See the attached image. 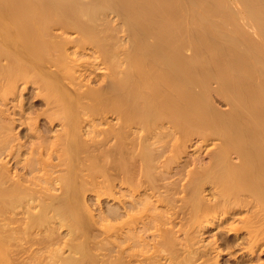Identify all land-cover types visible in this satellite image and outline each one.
I'll use <instances>...</instances> for the list:
<instances>
[{
	"label": "bare ground",
	"instance_id": "bare-ground-1",
	"mask_svg": "<svg viewBox=\"0 0 264 264\" xmlns=\"http://www.w3.org/2000/svg\"><path fill=\"white\" fill-rule=\"evenodd\" d=\"M113 17L119 24L112 22ZM56 27L62 30L61 38L54 36ZM69 31L76 35L71 37ZM117 31L124 32L126 35L122 36L126 37L117 41ZM69 44L76 46L75 51L86 47L94 50L108 70L105 71L106 88L103 84L104 88L100 87L104 90H97L96 85L93 90L86 87L89 89L86 93L85 88L80 90L82 81L80 84L75 73V68L80 66H75L77 59L70 55ZM48 64L61 69L62 78L51 71ZM58 75L63 83H59ZM29 81L34 84L40 81L37 86L44 91L46 107L54 108L53 112L48 109L51 113L46 110L47 120L54 124L60 117L62 129L59 134L56 132V141L51 142L52 138L48 141L45 134H38L36 118L33 116L34 122L22 110V125L26 124L36 137V141L23 148L24 143L14 142L17 138L11 134L15 110L9 115L10 119L8 112L0 109V264H156L161 260L159 256L166 258L167 264L194 261L220 264L217 257L226 253L235 256L234 264H253L260 251H264V0H0V96L15 97L21 85L26 88L25 83ZM65 81L66 84L70 81L75 88H70ZM212 96H220L226 110V106L220 109L223 105L218 108ZM10 110L13 112L8 107ZM109 112L116 114L120 124L117 133L114 130L117 144L110 143L118 145L119 151L117 156L111 154L114 159L109 175L112 177V173L118 171L122 174L119 178L122 198L116 196L123 208L121 214L111 207L110 215L114 219L120 215L124 218L119 221L121 225L118 221L115 223L116 220L106 223L115 253L101 260L99 253L92 251V240L87 237L90 230L86 236L82 231L85 219L80 213L84 210L78 211L79 197L88 185L80 181L84 180L83 175L94 178L104 170H99L98 158L94 161L90 154L85 155L92 138L98 134L90 135V142H86L80 128L83 123H89L93 133H104L106 139L113 136L112 132L109 135L112 126L107 129L100 126ZM97 119L101 123H96ZM137 131L144 134L139 133L137 137ZM131 133L134 142H130L135 143L137 150L132 146V155L136 153L137 158L128 153L137 161L131 159L130 166L128 147L125 148L123 142ZM210 134L218 137L220 143L208 151L209 162L188 170L190 176L181 178L182 183L176 184L179 187L176 190L172 176H169L170 184L161 185L165 191L171 186L176 193H189L186 197L177 196L185 207L181 211L183 220H178L176 211H179L175 209L181 207V210V203L176 208L172 206L176 203L169 205L171 197L167 200L165 195L168 192L164 191V197L161 195L164 192L160 193L163 187L159 184V190L157 185H152L155 174L152 171L158 169V162L163 163H160L162 168H169L170 157L179 155L187 145H193V135L201 138V142H197L200 144L206 142ZM98 139L105 140L95 137L93 143ZM109 140L106 142H111ZM166 144L171 147L167 149ZM167 150L171 152L170 157L165 153ZM24 152L28 155L20 157ZM232 154L238 162L232 160ZM14 160L19 165L11 162ZM134 174L152 182L143 181L146 184L143 187ZM55 180L62 189L59 195L49 193L48 184ZM177 180L174 179L179 183ZM108 182L113 184L110 178ZM206 183L212 186L210 195L204 198L200 194ZM109 187L108 184V189L112 188ZM114 189L113 185L111 192L114 193ZM188 221L191 224L186 226ZM56 224L68 226L71 232L82 228L84 238L81 235L74 240L75 231L68 239L71 241L64 242L62 247L60 242L59 246L49 244V248L45 245L48 242L42 241L39 247H34L36 238L39 239L35 235L54 231ZM207 224L209 228L222 227L229 231H218L221 241L217 246H212L213 242H210L211 247L209 243L198 244L196 232L204 231ZM170 229L185 233L179 243L175 240L178 245L171 241V235L169 238L168 233L173 231ZM117 234L121 238L117 239ZM115 238L119 241L117 245ZM171 245L179 247L181 252L184 249L185 253L177 258V254H171ZM64 247L68 250L66 256L62 255ZM212 249L216 250L213 256L209 255ZM34 251L39 252L38 255Z\"/></svg>",
	"mask_w": 264,
	"mask_h": 264
},
{
	"label": "rangeland",
	"instance_id": "rangeland-1",
	"mask_svg": "<svg viewBox=\"0 0 264 264\" xmlns=\"http://www.w3.org/2000/svg\"><path fill=\"white\" fill-rule=\"evenodd\" d=\"M112 19V18H111ZM114 19V20H113ZM113 19H112V22H114L115 24H119V23H116V20H115V17H113ZM56 29V30H55ZM54 29V36H56L55 38L57 39L58 37H60L61 38V29H58V27H56ZM59 31H58V30ZM61 30V31H60ZM118 32H120V33H118ZM56 33V34H55ZM68 33H70V36L71 37H73V36H75L76 35V33L74 34L73 32H72V34H71V31H69ZM68 33L66 34V33H64L66 36H69L68 35ZM124 32H121V31H117V35H116V37H117V41H121V39H123L124 37H126V36H122V34H123ZM74 34V35H73ZM125 34V33H124ZM123 34V35H124ZM73 35V36H72ZM126 35V34H125ZM62 36H64V35H62ZM69 36V37H70ZM123 37V38H122ZM70 45V44H69ZM73 44H71L70 45V49H69V51H71V49H72V51L70 52V55H73L74 56V58H75V56H76V58H75V60H76V64H75V66L76 67H79V68H75V73H76V75L78 76V78H77V80H79V82H80V80L82 81V85H81V89L80 90H82L83 91V89L82 88H85L84 89V91H85V93L86 92H88L89 91V89L91 88H95L96 86V89L98 88H102L103 86L105 87V85L104 84H106V72L108 71L107 70V68H104L105 66L101 63V61H99L98 59V57L95 55L96 53H94L93 51V49L92 48H90V47H86L87 48V50H86V48H82V49H78V51H75V50H73V49H76V46H74ZM85 49V50H84ZM82 50H84V51H82ZM92 50V51H91ZM74 51V54L72 53ZM84 52V53H83ZM87 52V53H86ZM89 52V53H88ZM72 53V54H71ZM76 53V54H75ZM92 55V56H90V55ZM85 55V56H84ZM93 55H94V57H93ZM82 56V57H81ZM90 56V57H89ZM73 58V59H74ZM91 58H93V59H91ZM96 58H97V60H96ZM71 59V58H70ZM85 61H84V60ZM90 59V60H89ZM68 60H69V58H68ZM87 60V61H86ZM89 60V61H88ZM94 62H93V61ZM97 62H96V61ZM70 62V61H69ZM77 62H79L80 63V65H79V63H77ZM83 62V63H82ZM95 63V64H94ZM99 65V66H98ZM102 65V66H101ZM87 66V67H86ZM48 67H49V69L51 70V71H55V73H56V75L57 74H59L60 75V77H61V74H60V72H61V69H57L55 66H53V65H50V64H48ZM84 67V68H83ZM96 67V68H95ZM101 67H103V68H101ZM53 68V69H52ZM89 69V70H88ZM59 71V73H58V71ZM83 70V71H82ZM84 70H85V72H84ZM88 70V71H87ZM95 70H97V71H95ZM107 70V71H106ZM91 71V72H90ZM106 71V72H105ZM78 72V73H77ZM93 72H95V74L93 73ZM92 76H91V75ZM59 75H58V80H59V83H61L62 82V80L61 79H59L60 77H59ZM82 75V76H81ZM88 75V76H87ZM101 75V76H100ZM94 76V77H93ZM62 78V77H61ZM81 78V79H80ZM84 78V79H83ZM89 78H91V79H89ZM83 79V80H82ZM103 79H104V81H103ZM61 80V81H60ZM94 80V81H93ZM66 81H68V79L66 80ZM66 81H65V84H66ZM84 81V82H83ZM29 82H32V81H29ZM29 82H27V84H29V85H27L26 83H25V87L26 88H24V84L23 85H21V91L22 92H20V89L18 90V92H17V94H16V98L15 97H13L11 94H8L7 96L9 97V99L7 98V96L5 97V96H0V109H2V108H4V112L6 113V111L8 112V113H6L7 114V116H8V118H10L9 117V115H13V113H14V110H15V114H14V118H15V121H14V123L16 124H12V125H14V127H13V133H12V131H11V134H15V136H14V138L16 137L17 138V140L15 141L14 140V142H19L20 140V142H22V143H24V147L23 148H26L27 146H30L31 144H32V142H34V141H36V137L34 136V135H32L31 133H30V129H29V127L26 125V124H23L22 125V121H20V120H22V118L20 117L21 115H23V114H21L23 111H24V115L25 116H29V117H32L33 118V120L35 119L36 121H38V122H36L35 120H34V122H36L35 124H37V123H39V124H37L36 126H37V128H38V134L40 133L41 135H43V136H45L46 138H47V140L49 141V140H51V139H49V138H52V140H51V142H54V141H56L55 139L57 138V136H56V132L59 134L61 131V129H62V126H61V118L60 117H58L59 119H57V120H55L54 121V124L53 123H50V122H48V120H47V115H45L47 112L48 113H51V112H53L54 111V108H52L53 110H50L51 108H47L46 107V105H47V98H44L45 96H43L42 95V93H44V91H40V89H39V87L37 86L39 83H40V81H38L37 83L38 84H34L33 82H32V84L31 83H29ZM100 82V83H99ZM63 83V82H62ZM70 83V81L66 84V85H68ZM89 83V84H88ZM98 83V84H97ZM80 84H81V82H80ZM84 84V85H83ZM86 84V85H85ZM91 84V85H90ZM101 84V85H100ZM102 84H103V86H102ZM61 85V84H60ZM71 87L70 88H72V87H74L75 88V86H72V83L71 84H69ZM74 85V84H73ZM94 85V87H92ZM96 85V86H95ZM99 86V87H98ZM23 87V88H22ZM69 87V86H68ZM86 87H90L89 89L87 88V90H86ZM103 87V88H104ZM100 88V89H101ZM106 88V87H105ZM38 89H39V93L37 92L38 91ZM97 89V90H98ZM37 90V91H36ZM93 90V89H92ZM102 90H104V89H101V91ZM20 92V94H18ZM70 92V91H69ZM72 92V91H71ZM39 94V95H38ZM3 97H5V99H7L6 101H5V99H3ZM12 98V99H11ZM18 98V99H17ZM212 98H213V96H212ZM219 99V101L218 100H216V99ZM4 100V102H1V101H3ZM11 99V100H10ZM45 99H46V101H45ZM221 97L220 96H214V98H213V102H216V106L219 108L220 107V105L222 106V107H220V109L222 108L223 109V107L224 106H226V104H224L223 103V101H221ZM13 100V101H12ZM215 100V101H214ZM223 100V99H222ZM6 102V103H5ZM8 102V103H7ZM15 102V103H14ZM46 102V103H45ZM21 103V104H20ZM4 104V105H3ZM6 104V105H5ZM9 104V109H14L13 110V112L10 110V111H8V107H7V105ZM15 104V105H14ZM20 104V105H19ZM13 105V106H12ZM5 106V107H4ZM15 106H16V108H15ZM12 107V108H11ZM7 108V110H5ZM20 108V109H19ZM225 108V110H226V108H227V106L226 107H224ZM51 111H49V110ZM105 109V108H104ZM20 110V111H19ZM23 110V111H22ZM46 110H47V112H46ZM99 110H101V109H99ZM2 111H3V109H2ZM2 111H0V112H2ZM30 111H31V113H30ZM39 111V112H38ZM42 111L44 112L43 114L44 115H41L42 114ZM11 112V113H10ZM17 112V113H16ZM40 113L41 112V114H38V113ZM37 113V114H36ZM2 114V113H1ZM1 114H0V116H1ZM108 115V117H105V119L107 118V120H102L101 122H100V120L98 121V119H97V121H96V123L98 122H100L101 124H100V126L103 128V127H105L106 129L107 128H112L113 127V129L111 130V131H109V135L111 134L110 132H112L113 133V136L112 135H110V137L109 138H107L106 139V136L104 135V133H103V135L101 134V135H99V132H96V131H94V133H93V131H90L91 130V128H90V126H89V123H83V125H82V128L84 127V129H82V128H80V130L82 131V133H83V135L85 136V137H83L82 139L84 140V141H86V142H90V140H91V138H92V136H91V138H90V135H93V137L96 135V133L98 134V135H96L95 137H97V138H101V140H102V138H104L105 140H103V141H105V144L103 143V141H99L100 139H98V142L96 141L95 143H93L95 140H94V138H92V140H91V146L87 149L88 151H85V152H83L82 154H84L85 153V155L86 156H89L88 154H90L92 157H93V159H94V161H95V159H97L98 160V162H97V160H96V162L100 165V167H99V170H104V172L103 171H100V175L98 174V175H96L94 178H92L91 176H89V177H87L88 175H83V176H85L83 179L84 180H80V181H84V183H85V181H86V183L88 184L86 187L84 186V190H82V194L83 195H81L80 197L81 198H83V201H82V199L79 197V200H80V202H79V213L82 211V210H84V211H82L81 213H80V215L82 216V214H84L83 215V219H85L86 220V222H85V220H84V222L86 223H84L83 222V227L82 228H84L83 230H82V228L80 229L79 228V230H75L74 232L75 233H77V234H75L74 232H71L70 230V228L68 227V226H65V225H62L61 224V226L59 225V226H57L58 224H56L55 225V229H54V231H43L42 233H44L43 235H45V233L46 234H48V235H45V236H43L42 235V233L38 236V234H34L35 235V237H38L39 239H37L36 238V242L37 243H35V245L33 244V246L34 247H39V242L40 241H42V242H48V243H45V245H48L49 246V248L51 247V246H59V243H60V245H61V247H62V245L64 246V242H65V244H67V241H71V240H68V239H70L72 236H74V234H75V237H72V238H74V240H75V238H76V240H78L77 238L78 237H81V235L83 236L82 237V239L84 238V235L88 232V230H90V233L88 232V234H90V235H88L87 234V237H88V239L89 240H92V241H90V243L92 244V251L94 250V253H95V251H96V255H97V253H99L98 254V256L101 258V260H106L108 257H109V254L111 253L112 255H114V253H115V251H113V248H112V245H111V241L113 240L112 239V237H110V235H109V231H108V225L109 224H106V223H110V220H113V221H111V222H114V220H116L115 221V223L117 222V223H119V221L120 220H122V218H124V216L123 215H120L119 217H121V218H119L118 217V219L116 218V219H114V218H112L111 217V215H110V211H111V209L113 208V209H115V210H117L119 213H121L122 214V212H123V208H122V202L121 201H119V199L120 198H122V196H121V185H120V179L119 178H121V173L120 174H118V172L116 173V174H113L112 173V177L109 175V171H110V165H111V162H112V160L114 159V155H116L117 156V153H118V151L119 150H117V149H119V147H118V145H116L117 143V141H118V139L116 138L115 139V134L117 133V129H118V126L120 125L119 124V121L116 119V114H113V113H107ZM32 115V116H31ZM37 115V116H36ZM35 118H34V117ZM85 116V115H84ZM106 116V115H105ZM11 117H13V116H11ZM38 117V118H37ZM113 117V118H112ZM84 118V117H83ZM0 119H1V117H0ZM11 119V118H10ZM38 119V120H37ZM32 120V119H31ZM32 120V121H33ZM94 121V122H95ZM111 123H110V122ZM19 122V123H18ZM116 122V123H115ZM109 123V124H108ZM10 124V123H9ZM18 124V125H17ZM50 124V125H49ZM85 124V125H84ZM26 125V126H25ZM117 125V126H116ZM24 126V127H23ZM85 126L87 127V128H85ZM112 126V127H111ZM97 127H99V126H97ZM14 128H15V133H14ZM105 128H103V129H105ZM90 129V130H89ZM116 129V130H115ZM43 130V131H42ZM46 130V131H45ZM49 130V131H48ZM116 131V133H115V131ZM28 131V132H27ZM53 131V132H52ZM81 131H79L80 132V134H81V136H83L82 135V133H81ZM86 133H85V132ZM142 131H137L136 133H135V136H137V135H139L140 136V134H141V136H142V134H144L143 132L141 133ZM25 133V134H24ZM28 133H30V134H28ZM88 133V134H87ZM91 133V134H90ZM115 133V134H114ZM140 133V134H139ZM16 134H17V136H16ZM34 134V133H33ZM45 134V135H44ZM51 134V135H50ZM55 134V135H54ZM57 134V135H58ZM95 134V135H94ZM29 135H31L30 137H29ZM49 135V136H48ZM115 135V136H114ZM132 135H133V137H134V134L133 133H131L130 135H128L129 137H127V138H125L124 137V139H127V140H129V141H127V140H124V144H126V145H124L125 146V148H126V146L128 147L126 150H127V153L129 152V153H131L130 155H132V151L134 150L133 148H135V150H136V147L134 146V144L135 143H132L131 144V142H134L133 141V137H132ZM210 135H212V134H210ZM33 136V137H32ZM88 136H89V140L87 139L88 138ZM112 136V137H111ZM176 136H178V135H176ZM175 136V137H176ZM212 136H215V135H212ZM209 137V139H212V141L215 139V137ZM21 137V138H20ZM87 137V138H86ZM138 137V136H137ZM193 137V140H191V142L193 143H197V142H201L200 141V137H196V135H193L192 136ZM87 139V140H85V139ZM111 138H112V140H111ZM217 139H215L216 140V142L215 141H213V143H212V141L210 140V141H206V142H203V143H200V144H194L193 143V145L192 144H190L189 146H188V149H187V146H186V148H184L183 149V151L185 150V152H181L179 155H178V153H176L177 155H175L174 154V156H172V157H170L169 155H170V153L171 152H169V150H167L165 153L168 155V157H170V159L169 160H171L170 161V165H167V166H169V168H167V170H166V168L163 166V168H162V165L161 164H163V163H161V162H158V163H156V164H158L157 165V167H158V169L155 171V169L152 171V173L154 174V172H155V174L153 175L152 173V175H153V177L154 178H152L151 180H153L154 179V181L152 182L151 180H146L145 178V176H144V173H143V176L145 177H141V178H139L138 176V174H134L133 176H137L135 179H137L138 181L139 180H141L142 181V183L141 184H143V181L146 183V182H152V185H159L160 184V186L161 185H163L164 186V184H170V182H171V180L170 179H172L173 180V182L175 183V184H172V186L174 187V190H176V188H179L178 186L176 187V184H180V183H182L181 182V178H185V175H187L188 173V170H190L191 168H194V169H197L198 167H196V166H201V165H203V164H206V162H209V157H210V153L208 152V151H211V148L213 147V146H215V145H219V143L220 142H217L218 141V137H216ZM34 139V140H33ZM110 139V140H109ZM27 140V141H26ZM31 140V141H30ZM33 140V141H32ZM54 140V141H53ZM111 141V142H106V141ZM131 141V142H130ZM29 142H31V144L29 143ZM51 142H48V143H51ZM102 142V143H101ZM130 142V143H129ZM113 144V143H116L115 145H111V144ZM207 143H209V144H207ZM212 143V144H211ZM26 144V145H25ZM88 144V143H87ZM92 144H94V145H92ZM98 146H97V145ZM102 144H104V145H102ZM109 144V145H108ZM128 144H129V146H128ZM168 144H171V141L170 142H168ZM90 144H88V146H89ZM99 145H100V147H99ZM154 145H158V144H154ZM153 144H152V147L154 146ZM94 147L93 148V150H94V155H92V151L90 150L91 149V147ZM96 146V147H95ZM104 146V148H102ZM132 146H134L133 148H132ZM166 146H167V149H169L168 148V145L166 144ZM197 146V147H196ZM200 146V147H199ZM98 147V148H97ZM110 147H112V148H110ZM129 147H131V148H129ZM155 147V146H154ZM216 147V146H215ZM215 147H213L214 149H215ZM156 149H161V147H158V146H156L155 147ZM154 148V149H155ZM209 148V149H208ZM212 148V149H213ZM98 149H100L99 151H98ZM115 149H116V151H115ZM132 149V150H131ZM153 149V148H152ZM131 150V151H130ZM116 152V153H115ZM136 152H137V150H136ZM169 152V153H168ZM25 153V152H24ZM27 153V152H26ZM21 154V156L20 157H25V156H27L28 154ZM129 153L127 154V156H129ZM134 153H135V151H134ZM133 153V154H134ZM164 153V154H165ZM182 153H185V154H182ZM81 154V156L83 157V156H85V155H82ZM96 154H97V157H96ZM111 154H114V155H112L111 156ZM136 154V153H135ZM135 154H134V156L133 157H135ZM167 155H166V157H167ZM171 155H173V154H171ZM233 156H232V160L234 161L235 160V162L237 161L238 162V160L236 159L237 157H236V155L235 154H232ZM107 156H108V158H107ZM111 156V157H110ZM115 156V157H116ZM136 156H137V154H136ZM165 156V155H164ZM199 156V157H198ZM2 157V156H1ZM99 157H100V159H99ZM133 157H128L129 158V160H130V163H129V160H128V163L130 164V166H131V161L134 159ZM165 157V158H166ZM189 157H190V159H189ZM192 157V158H191ZM196 157H198V158H196ZM135 158H137V157H135ZM164 157H162L161 159H163ZM164 158V159H165ZM172 158H173V160H172ZM188 158V159H187ZM234 158V159H233ZM132 159V160H131ZM163 159V160H164ZM187 159V160H186ZM192 159V160H191ZM99 160H101V161H99ZM199 160H200V162H199ZM55 161H57V160H55ZM54 161V162H55ZM109 161V162H108ZM133 161H137L136 159H134ZM174 161V162H173ZM186 161V162H185ZM202 161V162H201ZM11 162H13V164L14 163H16V160H14V161H11ZM101 164H100V163ZM156 162V161H155ZM171 162H172V164L173 165H171ZM18 163V162H17ZM16 163V164H17ZM133 164L135 163V162H132ZM161 163V164H160ZM179 163V164H178ZM182 163V164H181ZM107 164V165H106ZM15 165V164H14ZM18 165H19V163H18ZM135 165L137 166V162L135 163ZM159 165H161V166H159ZM194 165V166H193ZM196 165V166H195ZM106 166H108V167H106ZM138 166H139V164H138ZM137 166V167H138ZM178 166V167H177ZM184 166V167H183ZM132 167H135V166H133L132 165ZM183 167V168H182ZM64 168V167H63ZM108 168V169H107ZM172 168V169H171ZM179 168V169H178ZM181 168H182V172L180 171L181 170ZM57 170H59V169H57ZM106 170H108L107 171V173L108 174H106ZM178 170V171H177ZM191 170H193V169H191ZM190 170V171H191ZM160 171V172H159ZM163 171V172H162ZM168 171V172H167ZM190 171H189V173H190ZM60 172V171H59ZM58 172V173H59ZM64 172V170L63 169H61V173H63ZM101 172L102 173H104V175L102 174L101 175ZM162 172V173H161ZM181 172V173H180ZM98 173V172H97ZM160 173H161V175H160ZM174 173V174H173ZM84 174V173H83ZM172 174V175H171ZM181 174V175H180ZM56 175H57V173H56ZM117 175V176H116ZM158 175V176H157ZM166 176V178H164L163 176ZM179 175V176H178ZM109 177L110 178V181H111V183H113V184H110L109 182H108V179H107V177ZM119 176V177H118ZM171 178H170V177ZM175 176H177V177H175ZM188 176V175H187ZM190 176V175H189ZM188 176V177H189ZM152 177V176H151ZM156 177V178H155ZM161 177H163V178H161ZM168 177V178H167ZM180 177V178H179ZM188 177H186V178H188ZM79 178H81V177H78V179ZM81 178V179H82ZM85 178H86V180H85ZM97 178V179H96ZM158 178V179H157ZM170 178V179H169ZM183 178V179H184ZM89 181H88V180ZM102 179V180H101ZM145 179V180H144ZM150 179V178H149ZM157 179V180H156ZM160 179V180H159ZM167 179V180H166ZM169 179V180H168ZM174 179L175 180H177L178 182H179V180H180V182L179 183H176V181H174ZM182 179V180H183ZM91 180V181H90ZM186 180V179H185ZM189 180V179H188ZM107 181V182H106ZM140 181V182H141ZM169 183H168V182ZM184 181V180H183ZM55 182V183H54ZM92 182V183H91ZM94 182V183H93ZM157 182V183H156ZM163 182V183H162ZM167 182V183H166ZM60 182L58 181V180H55V181H53V182H51V184H48L49 186H50V191H49V193H55V195H59V194H61L62 193V189L60 188V184H59ZM85 183V184H86ZM98 183V184H97ZM154 183V184H153ZM185 183V182H184ZM108 184L110 185V187H112L113 188V185L115 186V192L113 193V192H111L112 191V188H110V189H108ZM147 184V183H146ZM146 184H143V187H144V185H146ZM150 184V183H149ZM51 185H53V186H51ZM91 185V186H90ZM94 185V186H93ZM98 185V186H97ZM182 185V184H181ZM160 186H158L159 187V190H161V188L163 187V186H161V188H160ZM180 186V185H179ZM212 185L210 184V183H206L205 184V190L200 194V196H204V198L205 197H208L209 195H210V187H211ZM52 187V188H51ZM90 187H92V188H90ZM120 189H119V188ZM173 187H171L170 186V190L168 191H165L164 189V187H163V189L160 191V193L161 192H168L167 194H165V192L162 194L161 193V195H163L164 196V194L165 195H167V197L166 196H164V197H166V199L167 198H169L170 199V197H171V202H169L168 201V203H171V204H169V205H172V203H176V204H173L172 206L174 207V208H176V207H179L180 205L178 204V203H183V200L181 201L180 199H179V197H177V196H180V195H183L184 197H186L188 194L186 193V195H184V193L182 192L181 194H180V192L178 193H176L175 191H173ZM88 188V189H87ZM107 188V189H106ZM87 189V190H86ZM92 189H94V191L92 190ZM96 189H97V191H96ZM100 189V190H99ZM101 191V192H99V191ZM58 191V192H57ZM170 191H173V192H170ZM57 192V193H56ZM104 194H103V193ZM108 192V193H107ZM114 194V196H113V194ZM176 194V195H174V196H176L175 198H174V196H171V195H169L168 196V194ZM110 196H109V195ZM116 195H118V196H116ZM85 196V197H84ZM116 196V197H115ZM116 198V199H115ZM181 198V197H180ZM177 199H178V201H177ZM122 200V199H121ZM168 200V199H167ZM174 202H173V201ZM176 200V201H175ZM82 201V202H81ZM185 201V200H184ZM83 205V207H82V205ZM84 203V204H83ZM182 203H181V206H182V209L180 210V208H176L175 209V211L178 209V211L179 212H177L176 211V214H177V219L179 218V219H181L184 215H182V214H184L183 212H181V211H184L185 210V207L183 208V205H182ZM178 204V205H177ZM119 205V206H118ZM86 206V207H85ZM88 206V207H87ZM117 208H116V207ZM185 206V205H184ZM112 207V208H111ZM81 208H83V209H81ZM85 208H86V210H85ZM89 208V209H88ZM111 208V209H110ZM81 209V210H80ZM109 209V210H108ZM91 210V211H90ZM109 211V212H108ZM91 213V214H90ZM85 214H88V216H89V214H90V216L89 217H87V215H85ZM99 214V215H98ZM110 215V216H109ZM181 215V216H180ZM98 216V217H97ZM179 216V217H178ZM92 217H94V218H92ZM103 217V218H102ZM105 217V218H104ZM89 218V219H88ZM90 221V222H88V220ZM92 219V220H91ZM95 219H96V221H95ZM109 220V221H107V220ZM178 219V220H179ZM100 220V221H99ZM181 220H183V218L181 219ZM95 222V223H93V222ZM100 222V223H99ZM105 222V223H104ZM191 221H188L185 225L187 226V224L189 223V224H191L190 223ZM90 225H89V224ZM92 223V224H91ZM103 223H104V225H103ZM85 224V225H84ZM120 224V223H119ZM188 224V225H189ZM90 227V229L88 228L87 230L85 229V228H87L88 226ZM121 225V224H120ZM119 225V226H120ZM208 225V224H207ZM105 226V227H104ZM57 227L59 228V229H57ZM104 227V228H103ZM207 227H208V231H207ZM206 227V229L204 230V231H207V232H204V231H201L200 233L199 232H196L199 236H197L198 237V244H208V247H211V243L213 244L212 246H217V244L221 241V237H220V235H219V233L220 232H218V231H222V232H224V233H229V231H227V230H224L222 227V229L221 228H217V227H211V228H209V225ZM215 228V229H214ZM218 230H217V229ZM78 229V228H77ZM104 231H103V230ZM177 229V226L175 227V230ZM80 230H82L83 231V233H84V235L82 234V231H80ZM93 230V231H92ZM172 232H171V234L170 233H168V236H169V238H170V235L172 236V239H171V241L172 242H174L175 244H177L178 245V243H179V239H180V237L184 234L185 235V233H182V231H175L174 229H170ZM169 230V231H170ZM244 230V229H243ZM58 231V232H57ZM80 231V232H79ZM218 232V234H217V232ZM54 232H56V233H54ZM60 232V233H59ZM69 232V233H68ZM106 232V233H105ZM120 232H122V230H120V231H118V233L120 234ZM202 232H204V233H202ZM221 232V233H222ZM242 232V231H241ZM50 233H51V235H50ZM107 233H108V235H107ZM52 234H54V235H52ZM119 234H117L118 235V237H117V235H116V237H117V239L118 238H121L122 237V235H123V233L121 234V237H120V235ZM50 235V236H49ZM80 235V236H79ZM201 235V236H200ZM222 235H223V233H222ZM47 236V237H46ZM69 236V238H66V237H68ZM86 236V235H85ZM98 238H96V237ZM43 237H45V238H43ZM50 237V238H49ZM53 237V238H52ZM94 237V238H93ZM174 237L176 238V239H174ZM183 237V236H182ZM181 237V238H182ZM216 237V238H215ZM43 238L44 240H41V239ZM48 238V239H47ZM91 238V239H90ZM112 240H111V239ZM214 238V239H213ZM50 239V240H49ZM53 239V240H52ZM61 239V240H60ZM81 239V238H80ZM79 239V240H80ZM116 239V238H115ZM114 239V240H115ZM115 240L116 241V244L115 245H117V241L118 240ZM38 240V241H37ZM57 240V241H56ZM59 240V241H58ZM66 240V241H65ZM120 240V239H119ZM175 240H177V242L175 241ZM217 240V241H216ZM209 241V242H208ZM216 242V244H215V242ZM41 242V243H42ZM50 242V243H49ZM119 242V241H118ZM211 242V243H210ZM174 243H172V244H174ZM43 244V243H42ZM51 246H50V245ZM109 244V245H108ZM44 245V244H43ZM66 246V245H65ZM172 246V248L171 249H173V251H171V249H170V251L172 252L171 254L172 255H174V254H177V255H175V256H177V258H180V254H182V253H185L184 252V249H183V251L181 252L180 251V249H179V247H177V248H175L176 246H174V245H171ZM174 246V247H173ZM179 246H181L182 247V245L181 244H179ZM180 247V248H181ZM48 248V247H47ZM67 247H64L63 248V251H62V255L64 256H66L67 254H68V250L66 249ZM112 248V249H111ZM174 248H175V250L176 251H174ZM36 250V249H35ZM109 250H111V251H109ZM182 250V249H181ZM167 251V250H166ZM165 251V252H166ZM169 251V250H168ZM170 251H169V253H170ZM215 251L216 250H214V249H212V250H210V252H209V255H211V256H213L214 255V253H215ZM35 252V251H34ZM174 252H176V253H174ZM179 254H178V253ZM261 253H259V257L257 256V261L255 260V261H253L254 263L253 264H264V251H260ZM36 253V252H35ZM39 253V252H38ZM38 253H36L37 255H38ZM67 253V254H66ZM103 253V254H102ZM166 253H168V252H166ZM107 254V255H106ZM40 255V254H39ZM103 255V256H102ZM180 255V256H179ZM183 255V254H182ZM185 255V254H184ZM232 255H230L229 253H226V254H221L219 257H217L218 258V261L219 262H221L220 264H234V261L236 260V258H235V256L233 255L232 256V258H230ZM114 258V257H113ZM159 258H161V260H159V259H157V260H159V261H157L156 262V264H164L165 263V261H166V263L165 264H167V262H168V260H166V258H163V257H160L159 256ZM230 258V259H229ZM163 260V261H162ZM227 260V261H226ZM229 260V261H228ZM231 260V261H230ZM137 262H139L140 263V261H137ZM162 262V263H161ZM197 264L198 263V261H194V262H192L191 264ZM236 264V263H235Z\"/></svg>",
	"mask_w": 264,
	"mask_h": 264
}]
</instances>
